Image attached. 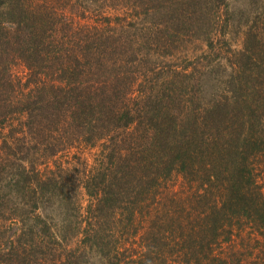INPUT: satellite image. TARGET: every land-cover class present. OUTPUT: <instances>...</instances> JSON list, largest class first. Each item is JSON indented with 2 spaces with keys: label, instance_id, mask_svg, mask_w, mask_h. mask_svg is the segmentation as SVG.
Returning <instances> with one entry per match:
<instances>
[{
  "label": "trees",
  "instance_id": "obj_1",
  "mask_svg": "<svg viewBox=\"0 0 264 264\" xmlns=\"http://www.w3.org/2000/svg\"><path fill=\"white\" fill-rule=\"evenodd\" d=\"M231 2L0 0V264H264V8L225 47Z\"/></svg>",
  "mask_w": 264,
  "mask_h": 264
},
{
  "label": "rangeland",
  "instance_id": "obj_2",
  "mask_svg": "<svg viewBox=\"0 0 264 264\" xmlns=\"http://www.w3.org/2000/svg\"><path fill=\"white\" fill-rule=\"evenodd\" d=\"M231 4L237 8H232V11L227 8L223 9L222 13V19H223V25L224 28L222 32L227 36V39L225 41H222L224 43L225 47H234V48H241L244 46V41L246 39L245 32L248 30L246 27L250 26L255 20L258 18L257 8H264V0H232ZM254 5V7L252 6ZM228 9V11H227ZM261 15H264V13H261ZM230 26V27H229ZM203 46V43L199 44V47ZM197 50L198 48L195 47ZM206 49H209V46H205ZM214 75H209V77L206 76L205 80V87L208 84L211 86L215 85L216 79ZM209 94V93H208ZM92 149H87L85 152H89ZM94 151V150H93ZM92 151V152H93ZM90 152V153H92ZM89 153V154H90ZM88 154V153H85ZM84 154V155H85ZM77 201L81 207H87L90 197L88 194L85 193V191H81L77 196ZM70 246H72V249H78L83 247V244L81 243V240L76 242V240L72 239V242H69ZM80 248H77V247ZM77 251V250H75ZM104 260L100 257H95L91 260L90 264H103Z\"/></svg>",
  "mask_w": 264,
  "mask_h": 264
}]
</instances>
